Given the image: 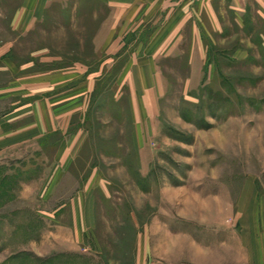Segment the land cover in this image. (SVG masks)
<instances>
[{
    "label": "rangeland",
    "instance_id": "374dc122",
    "mask_svg": "<svg viewBox=\"0 0 264 264\" xmlns=\"http://www.w3.org/2000/svg\"><path fill=\"white\" fill-rule=\"evenodd\" d=\"M22 1L0 0V85L35 61L56 70L77 45L59 2L35 31L16 32ZM150 1L148 12L172 6ZM217 1L215 68L169 60L156 109L132 115L128 89H113L122 68L95 73L86 141L67 171L54 168L60 133L22 158L0 150V264H264V0ZM41 48L47 57L31 56ZM1 91L0 117L23 103ZM82 193L78 232L71 200Z\"/></svg>",
    "mask_w": 264,
    "mask_h": 264
},
{
    "label": "crops",
    "instance_id": "0c3cea01",
    "mask_svg": "<svg viewBox=\"0 0 264 264\" xmlns=\"http://www.w3.org/2000/svg\"><path fill=\"white\" fill-rule=\"evenodd\" d=\"M170 1L172 6L148 12L146 6L150 0H76L75 3L72 0H23L13 14L16 32L35 31L46 20L52 4L59 2L65 5L62 10L66 6L72 9L68 18L65 17L72 18L71 23L76 26L77 45L74 50L60 54V67L56 70L34 68L35 61L29 68L17 66L16 73L11 71L10 80L0 85L1 96L23 101L0 117L2 125L5 121L12 122L9 131L0 126L1 152L22 158L32 151L33 144L34 151L44 149L45 139L60 133L62 139L54 168L63 173L73 165L85 144L87 135L81 123L83 113L88 110L86 106L96 93L95 82L100 78L95 73L99 69L122 68L113 89H128L132 115L138 113L142 117L147 114L148 105L156 109L160 103L164 86L159 68H165L169 60L174 65L171 68L179 65L196 71L215 68L212 58L225 25L219 17V2ZM160 16H164L163 21H147ZM88 23L95 25V29L89 31ZM239 23L242 25L243 20ZM79 26L83 28L79 30ZM47 53V49L41 48L31 56L47 57ZM137 104L146 108L142 111L141 107L134 106ZM25 120L27 123L18 122ZM86 200L90 198L84 193L71 200L77 203L71 213L76 218V228L80 225L81 231L85 213L78 209V203ZM195 264L202 263L197 260Z\"/></svg>",
    "mask_w": 264,
    "mask_h": 264
}]
</instances>
